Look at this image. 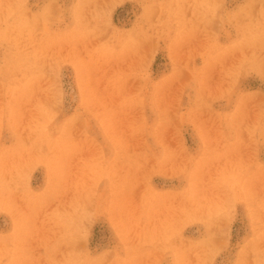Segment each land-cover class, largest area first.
<instances>
[{
  "label": "rangeland",
  "instance_id": "rangeland-1",
  "mask_svg": "<svg viewBox=\"0 0 264 264\" xmlns=\"http://www.w3.org/2000/svg\"><path fill=\"white\" fill-rule=\"evenodd\" d=\"M0 264H264V0H0Z\"/></svg>",
  "mask_w": 264,
  "mask_h": 264
}]
</instances>
